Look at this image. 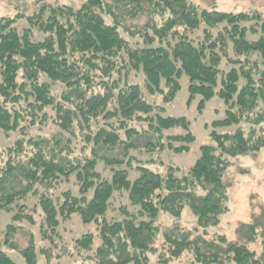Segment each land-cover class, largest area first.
<instances>
[{
	"label": "trees",
	"instance_id": "16d2710c",
	"mask_svg": "<svg viewBox=\"0 0 264 264\" xmlns=\"http://www.w3.org/2000/svg\"><path fill=\"white\" fill-rule=\"evenodd\" d=\"M33 7L31 15L0 19V135L15 137L0 150V213L12 215L0 264H18L5 247L18 249L12 237L22 222L36 224L38 207L43 245L30 234L20 251L27 264H39L40 254L49 263L72 259L65 264H263L249 245L224 234L210 243L160 225L162 214L179 219L189 207L197 216L192 230L207 234L231 210L232 159L264 148L263 12L195 0ZM144 15L145 23H129ZM131 71H141L145 84L130 81ZM184 75L190 101L201 96L202 109L223 98L227 117L214 124L238 127L214 131L215 144L201 146L190 168L156 171L155 159L133 152L189 151L196 136L185 116L164 115L144 88L173 102ZM117 194L126 202L115 204ZM76 215L96 231L69 246L60 228Z\"/></svg>",
	"mask_w": 264,
	"mask_h": 264
},
{
	"label": "rangeland",
	"instance_id": "374dc122",
	"mask_svg": "<svg viewBox=\"0 0 264 264\" xmlns=\"http://www.w3.org/2000/svg\"><path fill=\"white\" fill-rule=\"evenodd\" d=\"M39 1L43 3L69 4L78 7L83 0H0V19L3 16L13 17L18 13L31 15L34 8L33 6H36ZM195 1L203 7H217L223 11L240 12L259 10L264 14V0ZM146 20L147 16L144 15L138 20L129 21V23L131 25L139 23L143 24ZM26 26H28V22L25 17H22L19 20V27L24 28ZM129 79L130 81L145 84L144 75L141 71H131ZM181 82L183 84L182 89L178 93L176 99L169 103L163 100L161 94L151 93L144 88L149 101L164 106V115L176 117L185 116L190 121L191 130L196 136V140L191 144V149L189 151L177 152L167 149L161 153H159L158 150H154L152 152L153 154L141 153L140 151L133 152L134 155H137V157L142 160L150 158L155 159L156 161L149 165L156 171L165 172L166 166L168 165L180 166L185 169L190 168L200 156L201 146L215 144V140L213 139L214 131L217 133H227L235 131L238 127L237 124L229 126L214 124V122L221 121L227 117L228 106L223 98L216 95L206 101V104L202 109H199L201 96L198 95L190 101L188 77L184 75ZM36 131L37 129H35V132ZM174 131L185 133V130L181 128H177ZM10 138L13 140L15 137ZM10 138L4 137L3 134L0 135V150L3 148L2 144H10ZM232 161V166L229 168L226 175V181L231 183L229 204L231 210L222 217V220L218 225L210 227L207 234L202 230L199 232L192 230L193 226L197 223V216L189 207L184 210L182 217L179 219L162 214L160 225H177L181 228L184 227L189 231L191 238L203 237L210 243H213L215 235L224 234L227 236L228 242L231 244L249 245L257 252L258 257L264 264V148L260 151L250 152L235 157ZM136 176L137 174L133 172L131 178L134 179ZM36 202L35 197H29L27 200V203H30L31 206L37 205L38 203ZM122 202H126V198L117 194L115 204ZM37 211L38 212H36L35 215L37 220L36 224L32 225L26 221L22 222L21 224L25 225L24 229L19 230L12 237V240L15 242L18 249H11L9 246L5 247L18 264H27L20 251L30 243V234L33 233L37 239V243L43 245V243L40 242L39 228H41L44 214L40 207H38ZM11 216L10 213L4 211L0 213V239L2 240H4L6 225L11 222ZM88 231H96L94 223L84 224L78 215L63 222L62 227L60 228L62 236L67 242L71 243L69 246H72L73 239L78 238L82 233ZM158 243L159 241L157 242V245ZM225 246L226 245H221L223 248ZM39 260V264H65L67 261L73 262L72 259L69 258L63 261L52 259L53 261L49 263L46 257L41 254L39 255ZM172 264L188 263L182 259V261L175 260Z\"/></svg>",
	"mask_w": 264,
	"mask_h": 264
}]
</instances>
